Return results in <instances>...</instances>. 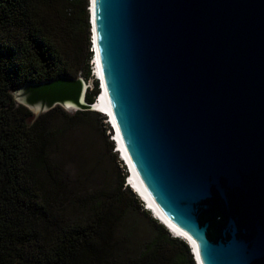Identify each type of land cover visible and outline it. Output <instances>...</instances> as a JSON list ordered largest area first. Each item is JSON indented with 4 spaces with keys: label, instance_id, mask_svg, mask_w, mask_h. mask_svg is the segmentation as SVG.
I'll use <instances>...</instances> for the list:
<instances>
[{
    "label": "water",
    "instance_id": "95a60500",
    "mask_svg": "<svg viewBox=\"0 0 264 264\" xmlns=\"http://www.w3.org/2000/svg\"><path fill=\"white\" fill-rule=\"evenodd\" d=\"M89 1L99 102L146 208L198 264H264V0ZM85 81L15 97L91 110Z\"/></svg>",
    "mask_w": 264,
    "mask_h": 264
},
{
    "label": "trees",
    "instance_id": "16d2710c",
    "mask_svg": "<svg viewBox=\"0 0 264 264\" xmlns=\"http://www.w3.org/2000/svg\"><path fill=\"white\" fill-rule=\"evenodd\" d=\"M89 2L0 0V264H195L188 244L172 237L124 186L126 170L117 191L92 200L84 218L65 219L62 182L49 152L62 134L50 124L61 109L34 118L15 97L27 84L81 74L93 81L86 97L95 101L100 89L90 67ZM77 20L88 30L85 46ZM81 114L104 118L92 110L73 116ZM126 206L153 227L147 243H133L128 232V238L117 236Z\"/></svg>",
    "mask_w": 264,
    "mask_h": 264
},
{
    "label": "rangeland",
    "instance_id": "374dc122",
    "mask_svg": "<svg viewBox=\"0 0 264 264\" xmlns=\"http://www.w3.org/2000/svg\"><path fill=\"white\" fill-rule=\"evenodd\" d=\"M74 25L77 35H81L85 46L86 36H88L85 24L77 20ZM90 38L89 27L91 43ZM89 51H91L90 47ZM79 77L85 78L81 74ZM90 84L92 85V80ZM59 107L68 115H62L61 110H57L53 115L51 127L62 130V134L51 142L49 152L62 182L64 218L74 221L86 216L92 200L103 194L117 191L120 173L123 175L126 168L119 160L118 154L109 149L112 142L109 134L110 126L105 123L104 118L99 119L95 115L85 114L75 117L73 115L77 110L63 105ZM31 111L34 118L42 114ZM124 215L120 228L116 232L117 236L128 238L126 235L128 232L132 238L131 241L140 242V245L152 239L154 229L146 215L134 212L130 206L124 208Z\"/></svg>",
    "mask_w": 264,
    "mask_h": 264
},
{
    "label": "clouds",
    "instance_id": "9594fccd",
    "mask_svg": "<svg viewBox=\"0 0 264 264\" xmlns=\"http://www.w3.org/2000/svg\"><path fill=\"white\" fill-rule=\"evenodd\" d=\"M90 67H91V70H92V76H94V73H93V70L95 69L94 67H93V65H92V63L90 62ZM94 78H96V77H94ZM96 80H97V78H96ZM99 82V81H98ZM93 88H94V85H93V81H92V85L90 86V89L91 90H93ZM99 89H101V86L99 87ZM101 93L102 92H100V95H101ZM99 95V96H100ZM97 103H99V98H97L96 99V101H95V103L94 104H92V107L94 108V109H97V108H95V105L97 104ZM102 112V111H101ZM103 114H101L103 117H104V121H105V123L106 124H108L110 127H109V131L111 130V132L109 133V134H111V133H113L112 132V129H113V131H114V133H115V130H114V126H113V124H112V122H111V119H110V115L109 114H106V113H104V112H102ZM108 134V135H109ZM115 136H116V133H115ZM111 140V139H110ZM112 142H114L113 144H114V146H116L117 147V141L116 140H111ZM114 148V147H113ZM118 149V148H117ZM117 152H119V160L123 163V165H124V167L126 166V172H129V173H131V170H130V168H129V166L127 165V163H126V161H125V159H122V157H121V151L120 150H117L115 153L117 154ZM131 177H132V173L130 174V177H129V179L126 181V178L127 177H125V181H126V184L124 183V186L125 187H127V188H130L133 192H134V194L137 196V198H138V200H139V202L142 204V207L144 208V210H146V209H148V208H146V205H145V203H144V201H143V199L141 198V196L136 192V190L134 189V187H132L131 185H130V187H128V185H129V180H131ZM146 211H148V210H146ZM149 211H151V210H149ZM148 211V212H149ZM150 213V212H149ZM151 213H152V211H151ZM150 213V215L155 219V220H157L156 219V217H155V215L152 213L151 214ZM172 232H170V234H171ZM188 244V243H187ZM188 246H189V248H191V246L188 244ZM191 251V250H190ZM191 254H192V252H191ZM193 255V254H192ZM194 258V257H193Z\"/></svg>",
    "mask_w": 264,
    "mask_h": 264
},
{
    "label": "bare ground",
    "instance_id": "6f19581e",
    "mask_svg": "<svg viewBox=\"0 0 264 264\" xmlns=\"http://www.w3.org/2000/svg\"><path fill=\"white\" fill-rule=\"evenodd\" d=\"M90 14V13H89ZM90 29H91V24H90ZM91 37H92V32H91ZM91 45H92V43H91ZM92 54L94 55V52H92ZM92 55V56H93ZM94 77H95V75H94ZM96 79V78H95ZM98 80V79H97ZM99 81V80H98ZM91 83V81H88V80H86L85 81V87H86V92L90 89V84ZM67 108H69V109H73V110H75L74 108H73V106L70 104V103H68V104H66L65 105ZM105 107H106V105H105V103L104 102H99V103H97L96 105H95V108H97L99 111H102L103 112V110L105 109ZM112 132L114 133V131H113V129H112ZM114 143V142H113ZM117 154H118V156H119V152H117ZM123 162V161H122ZM125 168H126V166H125ZM131 173H129V172H127V175H126V177H128L129 175H130ZM130 185L132 186V184L130 183V180H129V185H128V187H130ZM133 187V186H132ZM146 210H148L149 211V209H146ZM150 213H151V211H149ZM152 214V213H151ZM156 217V216H155ZM156 219H157V221L159 222V219L156 217ZM160 223V222H159ZM164 226V225H163ZM165 227V226H164ZM166 228V227H165ZM167 229V228H166ZM168 230V229H167ZM179 237V236H178ZM182 238V237H181ZM194 257V256H193ZM194 259V258H193ZM194 261H195V259H194ZM195 264H196V261H195Z\"/></svg>",
    "mask_w": 264,
    "mask_h": 264
},
{
    "label": "built area",
    "instance_id": "2783aa9c",
    "mask_svg": "<svg viewBox=\"0 0 264 264\" xmlns=\"http://www.w3.org/2000/svg\"><path fill=\"white\" fill-rule=\"evenodd\" d=\"M144 209V208H143Z\"/></svg>",
    "mask_w": 264,
    "mask_h": 264
}]
</instances>
